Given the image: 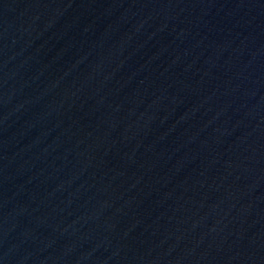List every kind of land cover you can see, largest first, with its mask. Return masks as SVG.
I'll return each mask as SVG.
<instances>
[{
	"label": "water",
	"instance_id": "water-1",
	"mask_svg": "<svg viewBox=\"0 0 264 264\" xmlns=\"http://www.w3.org/2000/svg\"><path fill=\"white\" fill-rule=\"evenodd\" d=\"M0 264H264V0H0Z\"/></svg>",
	"mask_w": 264,
	"mask_h": 264
}]
</instances>
